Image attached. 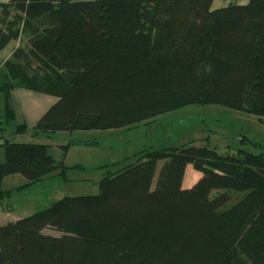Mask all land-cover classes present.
<instances>
[{
	"label": "trees",
	"instance_id": "trees-1",
	"mask_svg": "<svg viewBox=\"0 0 264 264\" xmlns=\"http://www.w3.org/2000/svg\"><path fill=\"white\" fill-rule=\"evenodd\" d=\"M211 3H0V50L26 40L0 66V125L26 129L14 123L15 87L57 98L33 127L48 137L129 129L189 104L264 118V0ZM1 147L0 182L65 178V152L57 160L43 143L4 140ZM133 156L98 180L97 194L63 196L1 224L0 264H264V153L219 154L188 142ZM188 164L201 176L184 188ZM9 194L0 191V199Z\"/></svg>",
	"mask_w": 264,
	"mask_h": 264
},
{
	"label": "rangeland",
	"instance_id": "rangeland-1",
	"mask_svg": "<svg viewBox=\"0 0 264 264\" xmlns=\"http://www.w3.org/2000/svg\"><path fill=\"white\" fill-rule=\"evenodd\" d=\"M33 135L37 134L33 132ZM37 140L47 142L50 153L57 160L65 152L62 160L67 166L65 178L54 175L27 193L35 201L37 210H41L63 196L97 194L98 180L132 162L138 150L169 149L193 142L194 145L207 144L219 154L235 153L238 149L264 153V118L214 103L189 104L129 129L57 131L49 137L37 136ZM163 162H157L153 182ZM200 176L201 173L189 165L184 175V188L191 187ZM217 192L220 190H213L211 194ZM44 232L57 234L51 228Z\"/></svg>",
	"mask_w": 264,
	"mask_h": 264
},
{
	"label": "crops",
	"instance_id": "crops-1",
	"mask_svg": "<svg viewBox=\"0 0 264 264\" xmlns=\"http://www.w3.org/2000/svg\"><path fill=\"white\" fill-rule=\"evenodd\" d=\"M9 1L10 0H0V3H7ZM248 1L249 0H212L211 9L222 8L227 6L228 4L244 5ZM25 46V38H19L16 40L9 41L8 44H6V46H4V48L0 50V66L3 64L4 61L10 58L12 52L16 48H24ZM56 100L57 98L53 95L29 90L22 87H15L10 90V102L14 110L15 117L14 123L24 124L26 126V129L22 133H15L14 127L5 129L2 125H0V129H2L0 130V163L4 160L3 149L1 147V143L4 140L14 142L25 141L43 143L49 146L47 142H38L43 139L37 140V136H43L45 138V134L41 133L42 135H33V127L39 120V118L48 110V108ZM3 103V94L0 91V119L4 111ZM189 165L190 164L186 166L184 175ZM190 175L193 177V179L196 178L193 172H190ZM52 177L53 176L46 177L43 180H40L28 186H25L27 184V181L20 175H10L5 177L0 182V191H10V194L9 196L0 199V225L8 221H14L16 219L39 211L37 210L38 208L36 204L33 203L35 201H33L27 195V193L31 188H33L37 184H42ZM182 187H185L184 177L182 180Z\"/></svg>",
	"mask_w": 264,
	"mask_h": 264
}]
</instances>
